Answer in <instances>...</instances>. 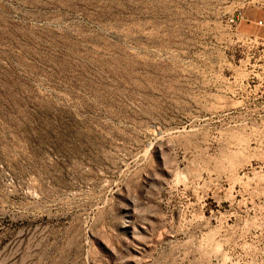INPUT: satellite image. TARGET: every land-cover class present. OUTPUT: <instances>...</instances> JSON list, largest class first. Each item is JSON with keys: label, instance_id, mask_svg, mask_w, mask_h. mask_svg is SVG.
Wrapping results in <instances>:
<instances>
[{"label": "rangeland", "instance_id": "obj_1", "mask_svg": "<svg viewBox=\"0 0 264 264\" xmlns=\"http://www.w3.org/2000/svg\"><path fill=\"white\" fill-rule=\"evenodd\" d=\"M0 264H264V0H0Z\"/></svg>", "mask_w": 264, "mask_h": 264}]
</instances>
